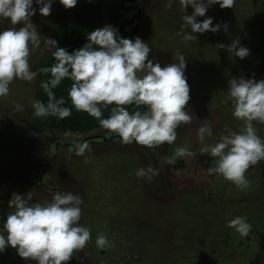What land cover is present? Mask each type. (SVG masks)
Segmentation results:
<instances>
[{"label":"rangeland","instance_id":"1","mask_svg":"<svg viewBox=\"0 0 264 264\" xmlns=\"http://www.w3.org/2000/svg\"><path fill=\"white\" fill-rule=\"evenodd\" d=\"M111 1L102 0L100 20L102 27L111 25L117 29L114 8L109 7ZM167 2L142 0L144 18L131 33L133 39L139 36L149 44V58L154 57L162 67L178 62L177 52L185 58V76L190 86V100L185 111L192 116V121L176 129L177 138L171 145L164 143L149 148L135 142L123 144L115 139L90 140L86 143L89 148L82 155L71 148H60L46 177L51 187L80 196L82 215L79 223L90 228L92 234L85 248L75 251L67 264H195L203 252L216 264H264V230L248 219L252 230L247 237L227 226V222L237 216L246 217L248 206L252 209L262 199L215 207L206 196L193 191L194 187H199L208 193L212 186H225L223 188L232 193L230 181L219 174L214 173V178L209 175L208 169L214 166L215 160L206 153L200 154V148L218 142L222 135L239 131L243 126L242 121L233 117L231 102H224L229 80L233 77L264 79V72L258 67H252L244 76L239 75L237 68L247 56L240 59L226 47L220 48L221 43L231 45L237 37L249 51L255 46L258 50L264 48L259 44V39L264 37V0H235L233 8L221 9L219 4L209 7L206 15L197 20L212 17L213 25L221 24V30L216 33H191L189 28H182L184 13L179 0H172L170 9L165 7ZM77 5L67 9L60 0H53L51 14L42 16L40 5L33 0L36 13L30 19L41 40L45 37L53 39L55 24L73 16ZM192 11L188 6L186 14ZM225 22L227 32L223 30ZM8 27H11L10 21L0 18V31ZM178 32L181 35H177ZM184 33L195 35L198 40L185 41ZM245 36L253 37L255 45L242 44ZM46 50L43 42L33 50L29 58L33 71L38 68V60ZM36 80L37 77L31 82L15 79L9 85V94L0 97V150L7 144L5 140L15 139L5 146L4 152L0 151V164L10 167L23 160L20 168L0 174V184L5 188L0 191V234L5 236L2 226L12 210L8 202L13 193L27 195L31 192L32 202L51 201L55 192L52 188L44 191L34 170L43 160L51 158V147L55 142L72 139L70 141L77 146L85 136L112 134L101 128L85 135L72 133L78 137L51 129L33 135L26 123V111L33 103ZM16 104L21 105L19 110ZM205 124L211 125L212 135H205L201 140L199 129ZM254 126L258 135L264 137V124L254 122ZM185 146L195 155L183 158L188 164L200 162V175H196L198 171L194 169L174 170L164 162V158L174 155L176 148ZM140 168L146 172L144 177L135 174ZM149 169L157 170L158 174L154 175ZM245 175L252 187L264 188V161L250 167ZM236 189L239 191L237 196L246 194V189ZM225 232L232 235V245L222 247L218 243ZM98 233L107 237L110 247L100 249L96 246ZM154 233L157 234L155 239ZM0 264L37 262L21 258L9 245L0 252Z\"/></svg>","mask_w":264,"mask_h":264},{"label":"clouds","instance_id":"2","mask_svg":"<svg viewBox=\"0 0 264 264\" xmlns=\"http://www.w3.org/2000/svg\"><path fill=\"white\" fill-rule=\"evenodd\" d=\"M40 5L42 16L51 14L53 0H35ZM67 9L73 8L77 0H60ZM182 28L191 33H213L221 30V24L213 25V18L204 17L209 7L219 4L221 9L233 8L235 0H179ZM188 6L193 9L186 14ZM172 7V0L165 4ZM36 13L33 0H0V18L10 21L11 27L0 31V97L9 94V85L15 80L31 82L38 74H51V79L43 81L41 87L48 96L45 104L40 100L32 103L36 117L56 116L65 119L71 109L64 107L63 97L56 98L52 89L62 80L72 81L68 96L77 111L88 113L99 121L103 129L120 137L123 144L137 143L149 148L164 143L173 144L177 138L176 129L181 124H189L192 116L185 111L190 100V86L185 76L186 60L177 52L178 62L161 66L149 59L151 48L137 36L135 39L119 36L111 25L96 28L87 35V43L79 49L68 52L57 47L51 38L41 40L40 33L31 22ZM21 25L20 27H16ZM227 32L228 24H223ZM177 35H181L180 32ZM185 41H196L197 37L184 33ZM43 42L45 48H54L52 56L56 63L51 67L37 68L29 63L34 49ZM229 53L244 59L249 49L240 44L239 38L231 45L220 44ZM231 102L232 115L242 121L239 131L222 135L218 142L200 148V154H208L215 160L209 167L210 174L221 175L238 189L245 190L251 182L245 173L250 167L264 161V137L258 135L255 123L264 124V79L243 77L229 80L224 102ZM135 105L137 110L129 112L126 106ZM110 108V114L103 118L102 107ZM146 106V110H139ZM19 110L21 105L16 104ZM212 135V127L205 124L199 129L200 139ZM103 136V135H101ZM102 138V137H101ZM88 144L78 147L82 155ZM195 155L186 146L178 147L174 155L164 158L167 164H175L177 158ZM154 175L155 169H149ZM137 177H144L143 168L135 170ZM6 221L0 234V252L9 245L17 250L23 259H31L37 264H67L77 250L85 248L92 239L90 228L79 223L82 215V199L71 192H56L51 201L32 202L31 192L27 195L13 193L9 200ZM241 236L247 237L252 225L246 218L237 216L227 222ZM96 246L100 249L110 247L103 233H98Z\"/></svg>","mask_w":264,"mask_h":264},{"label":"trees","instance_id":"3","mask_svg":"<svg viewBox=\"0 0 264 264\" xmlns=\"http://www.w3.org/2000/svg\"><path fill=\"white\" fill-rule=\"evenodd\" d=\"M101 3L102 0H79L73 16L66 17L55 24V35L53 39L57 41V47H63L71 53L72 51L79 49L85 43H87L88 33L95 30L96 28L102 27V22L100 20ZM199 37L200 36H198V38ZM244 38L245 39L243 40V42L241 40L242 44L255 45V40H253V37L245 36ZM259 44L261 46H264V37L259 39ZM53 51H55V49L51 48L47 49L44 52V54L38 60V68L51 67L54 63H56L55 58L52 56ZM252 67H258L260 68L261 72H264V48L258 50L257 46L253 47V49L249 51V55L242 62L241 66L237 68L238 71H236L239 75L241 74L242 76H244L246 72L249 73L252 70ZM50 79V73H41L37 75L33 101L40 100L45 104L47 103L48 96L41 87V83ZM71 84L72 81L68 78H65L64 80H62L60 85L52 89L57 99H59L60 97L64 98L65 104L63 106L71 109V115L69 117L65 119H60L56 116L36 117L32 105L27 109L26 123L33 135H38L49 129L57 130L62 133L84 134L102 128L96 118L90 116L86 112L77 111L74 108L71 103V99L68 96ZM111 107L112 106H108L107 108L102 107L103 118H107L109 116ZM126 107L128 108L130 113L137 110V106L135 105H129ZM139 110H146V106H140ZM14 140L10 138L3 142L7 143L6 145H9L11 143L10 141ZM6 145H4L3 149H1L0 151L4 152V148ZM187 162L188 161L184 158H177L175 164H170V167L174 170L184 171H190L194 169V171H198L195 174L200 175L199 166H201V163L196 162L197 165H194L188 164ZM21 163H23V160L20 161V164H17L16 162L15 164H10V167L4 165L2 167V164H0V174H3V172L9 173V170L13 168H20ZM209 175L214 178L215 174L212 173ZM0 185V191L4 190V185ZM223 187L218 188V186H212L211 190L208 193L199 187H194L193 191L196 193H200L204 197L206 196V200L211 202L215 207L241 202L248 203V201L253 202L254 200L258 201V199H262V202L260 200L259 204L252 207V209L248 206V212L245 214L247 218H244H246V220L248 219L250 223L255 225L258 229L264 230V188L258 185L257 188H255L250 185V187L246 189V194L244 196H237L239 194V191L236 189L237 187L232 182H230L232 193L228 192ZM153 235L155 239L157 237V234L154 233ZM231 236L232 235L229 232L221 234V243L218 244H220L222 247L231 246ZM213 263H215V261L212 260V257L209 256L206 252H203L201 253V255H199L198 262L195 264Z\"/></svg>","mask_w":264,"mask_h":264},{"label":"flooded vegetation","instance_id":"4","mask_svg":"<svg viewBox=\"0 0 264 264\" xmlns=\"http://www.w3.org/2000/svg\"><path fill=\"white\" fill-rule=\"evenodd\" d=\"M109 7L112 9V7L114 8L113 12V17L117 18V31L119 36L124 37L121 34V27L124 25H126L129 21L132 20V18L138 14V9L140 8L141 11L140 13L137 15V18L135 20V22L132 25H126L125 26V31L128 35L129 38L133 39V34L131 33V30L133 29V27L140 22L143 18H144V8H143V4H142V0H112L109 4ZM116 10V11H115ZM112 17V20H114ZM134 40V39H133ZM149 59H152L153 62H159L158 60L154 59V57H151ZM53 130V129H51ZM56 132H60L57 130H53ZM62 133V132H60ZM69 134V133H66ZM69 135L71 136H77L75 134L70 133ZM79 135H85V134H79ZM112 135H116V134H110L108 136H112ZM78 137V136H77ZM70 139V138H69ZM116 141L119 140L121 142L120 137H115L114 138ZM113 139V140H114ZM72 140V139H70ZM57 141L55 142V144L51 147V158L49 160H44L40 163L41 165L37 166L34 170V173H36L37 177L39 176V184L44 188V191H49L50 188H52V191L56 192H64L63 189L60 188H56V187H51V185L48 182V179L46 177V173L48 170V167L51 163H53V160L56 159L60 148L66 149V148H71V150L77 151L78 147L80 146L81 142L84 141L83 144L88 143L90 140H95V141H103L101 139V135H94V138H89L87 139L86 136L79 142V144L76 146L72 141ZM107 141H111V140H107ZM106 142V141H103Z\"/></svg>","mask_w":264,"mask_h":264},{"label":"water","instance_id":"5","mask_svg":"<svg viewBox=\"0 0 264 264\" xmlns=\"http://www.w3.org/2000/svg\"><path fill=\"white\" fill-rule=\"evenodd\" d=\"M140 11H141V9L139 8L138 9V14L140 13ZM138 14H136L133 18H132V20L131 21H129L127 24L128 25H132L134 22H135V20H136V18H137V15ZM138 17H139V15H138ZM126 24V25H127ZM125 25V26H126ZM125 26L123 25L122 27H121V34L124 36V38H129L128 37V35H127V33H126V31H125ZM155 63V62H154ZM99 129H101V128H99ZM99 129H97V130H99ZM102 138V140L103 141H107V140H113L115 137H119L118 135H112V136H101ZM89 138H94V136H88L87 137V139H89ZM84 143V141L83 142H81V144L80 145H82ZM140 145V144H139Z\"/></svg>","mask_w":264,"mask_h":264}]
</instances>
